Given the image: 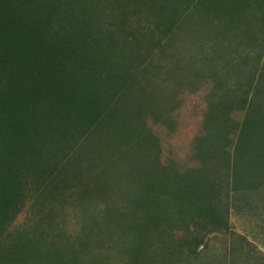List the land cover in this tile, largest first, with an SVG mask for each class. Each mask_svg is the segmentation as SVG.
<instances>
[{
  "label": "rangeland",
  "instance_id": "374dc122",
  "mask_svg": "<svg viewBox=\"0 0 264 264\" xmlns=\"http://www.w3.org/2000/svg\"><path fill=\"white\" fill-rule=\"evenodd\" d=\"M221 1L236 7L95 0L85 20L75 17L110 64L90 102L102 118L73 123L76 151L57 154L54 139L45 141L48 154L79 158L62 169L53 162L54 176L25 170L38 180L28 193L40 189L11 221L0 218V259L264 264V184L242 169L236 193L231 174L250 102L264 114V0ZM246 142L260 146V134ZM151 173L149 185L142 176Z\"/></svg>",
  "mask_w": 264,
  "mask_h": 264
},
{
  "label": "trees",
  "instance_id": "16d2710c",
  "mask_svg": "<svg viewBox=\"0 0 264 264\" xmlns=\"http://www.w3.org/2000/svg\"><path fill=\"white\" fill-rule=\"evenodd\" d=\"M92 1L0 0V218L5 216L11 221L27 200L38 193L40 188L28 193L31 183L38 180L34 177L32 182L28 181L26 169H44L54 176L58 172L53 162L62 169L78 160L76 155L58 159V155L48 154L43 149L47 139H54L57 154L61 146L76 151L78 138L72 131L73 123L84 126L102 118V112L94 111L90 102L96 100L99 82L110 64L101 47L89 42L81 19L74 21L76 16L86 19L84 14L95 0ZM145 2L150 4L152 0ZM184 3L191 9L202 4L209 12L218 6L226 11L236 7L235 1L184 0ZM46 103L52 105L49 113ZM256 105L259 107L250 102L232 150V186L236 193L241 189L242 169L251 184H264V175L258 174L255 162L256 156L264 170V114L256 110ZM142 112L140 109L138 115L142 116ZM150 131L152 141L154 131ZM255 132L260 134V146L250 148L246 141ZM208 152L217 156L212 147ZM142 177L149 185L152 183V173ZM190 190L197 195L198 188L193 186ZM3 237L2 228L0 247ZM0 264H21V261L3 255Z\"/></svg>",
  "mask_w": 264,
  "mask_h": 264
}]
</instances>
